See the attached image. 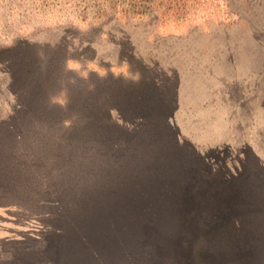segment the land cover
Instances as JSON below:
<instances>
[{"label":"rangeland","instance_id":"rangeland-1","mask_svg":"<svg viewBox=\"0 0 264 264\" xmlns=\"http://www.w3.org/2000/svg\"><path fill=\"white\" fill-rule=\"evenodd\" d=\"M150 65L168 70L158 82L172 101L168 132L160 136L145 122L159 116L133 115L140 72ZM75 93L81 104L88 94L100 105L101 94L110 96L102 133L117 121L138 131L127 164L102 168L92 151H76L66 156L73 167L62 172L54 145L79 129ZM25 111L33 116L24 119ZM86 126L98 136V124ZM115 137L117 145L127 142ZM92 140L85 141L89 149ZM38 143L42 159L35 157ZM3 172L38 179L40 191L81 186L89 219L68 241L78 264H247L218 256L208 234L221 224L212 206L217 214L228 210L227 176L243 177L244 195L233 202L264 226V0H0V177L8 178ZM102 182H109L105 192L82 187ZM122 196L133 206L118 203ZM33 216L1 206L0 231L39 233L45 219L25 223Z\"/></svg>","mask_w":264,"mask_h":264},{"label":"trees","instance_id":"trees-1","mask_svg":"<svg viewBox=\"0 0 264 264\" xmlns=\"http://www.w3.org/2000/svg\"><path fill=\"white\" fill-rule=\"evenodd\" d=\"M124 63L129 65L128 61ZM157 64L160 65L159 63ZM150 66L151 67L146 66L145 70L140 72V92L138 95L135 94L133 96V104L136 106L135 109L137 111L132 112L134 116L140 114L141 117L147 118L149 116H159V118L155 120L148 118L145 122L150 127L153 123L154 126L157 127L154 130L155 135L160 136L161 134L168 132L166 124L167 126L169 125V116L171 115L170 107L172 101L169 95L162 94V91L167 92V90L159 87L158 82H160V79L162 78L161 75H165L166 77L165 73L168 70L165 71V68L161 69L159 68L160 66ZM136 73L138 74V72ZM152 73L153 75H151ZM155 73H160L157 75V78L155 77ZM151 80L156 83L155 87L146 85L149 84ZM145 81H149V83H145ZM86 89L87 87H79L78 91H86ZM96 89L97 91L95 92H101L102 90L99 86H97ZM75 94L77 95V98L74 101V106L76 105L79 108V116H77L78 119L76 118L75 124L79 126V129L76 130L75 135H65V139L63 138L62 141L60 140V143H54L56 145L52 144L56 148L57 155L63 157L62 161L64 164L60 165L62 172H66L68 169L73 167V164L66 159V156L73 155L76 151L88 150L86 151L88 153L89 151H92L90 153L99 158V163L102 162V168L114 165L112 162L113 160H116L118 164H127L129 158L126 156V151L130 149V143L134 142V140L131 139L139 134L138 131L126 130L117 121V123L112 124V126L109 127L105 133H102L105 126H108V122H106V120L104 121V119L105 117H109L110 108L108 107L110 104V96L108 94L105 96L104 94H101L100 97L103 96V98L100 105L99 101L95 103L92 102L96 94H88L87 100L81 104L79 101L81 99L80 96H78V93ZM128 94L129 93L127 92H119L120 97L122 95L127 96ZM83 106L88 108L87 111H85L88 115L87 117L85 116V123L82 125V118L84 117ZM91 107H96L98 111H94ZM39 112L41 114L38 118H41L44 115V112ZM94 113L98 115V120H96L93 115ZM31 116H33L31 111H25L22 114L24 119ZM46 116H48V112H46L45 117ZM59 121L65 123V125L66 123L68 124V120H66V118ZM44 122L49 123V120H45ZM87 123L94 124V126L91 127H97L96 125L98 124V127H100L97 132L98 136L94 135V132H90V129H87ZM143 130H146L145 124H140V132ZM117 132L122 136L124 135L123 139L127 142L119 143V145H117L116 141L113 140L116 138L115 135ZM86 134L89 135L87 136ZM109 135L113 139L109 138ZM142 135L143 132L140 136V141H143ZM79 137H81L84 141ZM88 138L93 139L92 142H95V145L92 148L90 147V149L87 148L85 143V141H87L88 145ZM99 138L102 140L98 141ZM145 142L149 144V141ZM137 144L138 142L134 143L135 146ZM142 144L146 145L144 142L140 143V145ZM39 145L40 144L38 143L36 147L40 154L35 155V157L42 159L41 155L44 154L43 148L42 146L39 147ZM79 147H81V150ZM42 163H45V161H42L41 164H33L35 166L34 168H42ZM3 174L7 175L8 178L0 177V207L5 206L9 210L17 208L27 216L36 214L37 216L25 218L27 221L21 220L25 221L27 224L34 217L43 216L45 220L43 221L39 219L42 225V230L39 231V233L38 230L35 231V234H32L31 232L22 233V237L20 238L11 235L10 233L12 232L4 230L0 231V250L2 251V253H0V264H78V261H74L69 254L70 249L75 250L77 248L74 246L72 247L74 244L68 241L70 240L69 236L74 237V232H77L79 228L85 225V221L89 219L86 215V208L81 206L82 202L87 199V196L81 195L79 193L80 190L77 191V189L81 186L77 185V188H73L69 191L68 186H66V182H64L63 186L57 184V187H55L54 190L51 186H49L47 190L43 188L44 190L42 189L40 191L38 179H33V181H31L28 174H21V176L16 173L14 175L3 172ZM239 176L232 178H228L227 176L224 178L223 182L229 188V193L222 197V199L226 200V208H228V210L226 209V213L223 212V208L221 207L218 214L216 213L219 211L218 207L212 206L211 208V210L213 209L215 211V215H217L216 217L213 216V221L221 224L211 227L212 229L208 234L211 239L210 243L213 245L215 243L218 256L219 253L220 255L224 253L227 256L229 254L239 262L242 261L247 264L258 262L262 263L264 261V240H262V238L259 239V236H263L264 238V226H262V224L260 225L258 223L251 222V220L246 216V208L239 204L236 206L233 202V197L238 196L239 198L244 195L243 190L241 189H243L245 182L242 180L243 177L239 179ZM121 177L123 180L121 182H123L124 187L130 184L129 188L132 189L131 180L129 184H127L125 183L127 182V179L123 178L122 175ZM113 178L116 183H119L120 178H118V175ZM108 184L109 182H102L91 186L82 185V187H98L105 192V188ZM39 191L41 197L36 195ZM91 196H93V194H91ZM133 201L135 202V199ZM229 201L230 204H227ZM26 202L30 205L26 207V209H23V206H25L23 204ZM118 203L121 205L130 204L133 206L132 201H130V197L125 198L122 196L118 199ZM137 207H139V204ZM29 208L37 213L34 214L29 212ZM54 208L56 209L54 213L49 212V209L53 210ZM218 216H221V219H219ZM233 217H235V219H231ZM243 217H246V219H242ZM89 235H87V233L80 234V241L85 244L87 239L89 240ZM5 256H7V259ZM204 256L205 255L197 256V260L200 263H203ZM177 264H179V262H177Z\"/></svg>","mask_w":264,"mask_h":264},{"label":"crops","instance_id":"crops-1","mask_svg":"<svg viewBox=\"0 0 264 264\" xmlns=\"http://www.w3.org/2000/svg\"><path fill=\"white\" fill-rule=\"evenodd\" d=\"M1 236V235H0Z\"/></svg>","mask_w":264,"mask_h":264}]
</instances>
